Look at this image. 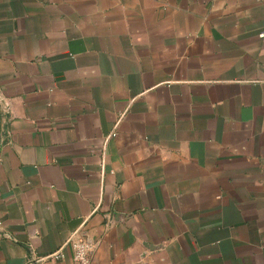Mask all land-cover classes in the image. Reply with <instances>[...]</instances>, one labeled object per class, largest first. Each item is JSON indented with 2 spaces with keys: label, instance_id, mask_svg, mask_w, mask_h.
<instances>
[{
  "label": "crops",
  "instance_id": "1",
  "mask_svg": "<svg viewBox=\"0 0 264 264\" xmlns=\"http://www.w3.org/2000/svg\"><path fill=\"white\" fill-rule=\"evenodd\" d=\"M262 28L264 0H0V264H72V233L264 264Z\"/></svg>",
  "mask_w": 264,
  "mask_h": 264
},
{
  "label": "built area",
  "instance_id": "2",
  "mask_svg": "<svg viewBox=\"0 0 264 264\" xmlns=\"http://www.w3.org/2000/svg\"><path fill=\"white\" fill-rule=\"evenodd\" d=\"M259 36L264 37V28L259 32ZM115 136V132H109L104 140H108ZM4 235V234H3ZM74 233L70 236L71 248H72V264H92V254L95 244L87 239L72 240ZM63 258L61 249H57L50 254L46 255L44 259L57 261Z\"/></svg>",
  "mask_w": 264,
  "mask_h": 264
}]
</instances>
